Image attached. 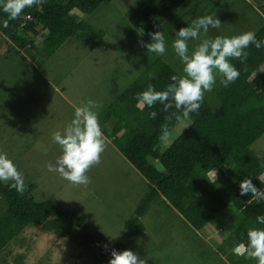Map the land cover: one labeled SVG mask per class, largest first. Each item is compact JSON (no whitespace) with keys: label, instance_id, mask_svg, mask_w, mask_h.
<instances>
[{"label":"rangeland","instance_id":"1","mask_svg":"<svg viewBox=\"0 0 264 264\" xmlns=\"http://www.w3.org/2000/svg\"><path fill=\"white\" fill-rule=\"evenodd\" d=\"M143 1L105 0L91 14L73 11L72 17L104 32L101 42L95 45L69 38L50 58L42 53L41 37L25 34L30 47L17 52V47L11 50L9 41L0 32V153L22 174V185L33 187L34 199L57 202L62 209L74 212L76 224L84 221L90 233L101 234L108 241H117L126 233L130 217L146 190V180L104 135L112 121L98 122L104 151L99 163L87 170L90 180L86 185L73 184L60 173L48 170V165H55L60 155L59 145L52 142L51 134L62 132L74 107L88 99L94 102L92 110L98 119L154 57L168 60L182 75V64L171 48L174 30L186 27L197 17L213 15L221 25L218 29L210 28L202 38L255 33L262 20L258 7L264 4V0H190L162 31L166 50L158 55L147 52L141 42H150V38H143L129 24L133 9ZM216 5L218 9L213 11ZM198 43L199 40H190L189 52ZM206 94L204 97L212 103ZM189 123L188 118L180 120L157 151L163 153ZM251 150L264 161V134ZM213 171L215 174H209L211 181L216 179V170ZM157 202L141 218L145 231L137 237L140 242L136 238L133 246L146 264H232L227 258L228 251L223 253L220 248L239 225L238 212L223 209L202 230L196 231L177 211ZM20 252L25 256L22 264L87 263V258L79 257L82 249L38 225L27 226L0 253V264L6 263L3 259L14 260Z\"/></svg>","mask_w":264,"mask_h":264},{"label":"trees","instance_id":"2","mask_svg":"<svg viewBox=\"0 0 264 264\" xmlns=\"http://www.w3.org/2000/svg\"><path fill=\"white\" fill-rule=\"evenodd\" d=\"M104 1L41 0L39 6L25 7L15 19L0 12V32L9 41L11 50L18 48L17 52L30 47L25 34L41 37V50L47 58L69 38L99 45L104 32L72 17L71 13L91 14ZM186 2L190 0H144L133 9L129 24L143 38H150L149 33L164 31ZM216 9L217 5L213 11ZM258 10L262 20L255 35L259 40L264 38V4ZM246 51L248 56L243 63L238 58H228L239 71L238 78L223 87L217 77L213 89L205 95L212 103L203 96L199 110L188 117V127L163 153L157 151L165 139L162 127L169 134L184 118L176 120L171 115L174 109L163 111L159 103L152 108L138 104V97L149 83L162 91L172 75H181L168 60L154 57L98 116L100 123L113 122L104 135L146 180V190L130 217L127 231L117 241L90 233L84 221L76 224L74 212L62 209L57 202L34 199L32 186L17 187L13 181H0V253L27 226L38 225L82 249L79 257L87 258L86 264H108L113 249L133 250L135 239L145 231L141 218L158 201L177 211L196 231L202 230L223 209L233 208L241 221L221 243L220 251H228L227 258L232 264H256L253 258L231 251L234 244L247 242L249 227L264 228V224L256 223V217L264 215V199H258L251 190L244 195L240 191L241 181L251 180L264 196V161L251 150L264 134V46L257 49L249 44ZM150 111L157 113L154 119L149 118ZM211 170H216L214 181L209 178ZM23 260L22 252L14 260L3 259L5 264H22Z\"/></svg>","mask_w":264,"mask_h":264},{"label":"clouds","instance_id":"3","mask_svg":"<svg viewBox=\"0 0 264 264\" xmlns=\"http://www.w3.org/2000/svg\"><path fill=\"white\" fill-rule=\"evenodd\" d=\"M41 0H0V12L6 13L8 19L17 18L25 7L33 4L39 6ZM220 20L213 15H204L192 20L186 27L174 30V39L171 48L182 64V75H172L170 83L164 90L157 91L149 83L147 88L139 93L138 104L152 108L159 103L163 111L174 109L171 113L176 120L187 119L190 113L199 110L204 93L213 89L217 77L223 87L234 82L239 71L228 58H238L242 63L246 60L249 44L259 49L264 46V38L257 39L252 31L242 32L233 36L216 35L202 38V34L209 29H218ZM150 42L142 43L149 53L163 55L166 50L165 36L162 31L149 33ZM199 40V43L189 52L188 42ZM95 107L91 99L74 107L72 118L66 123L62 132L55 131L51 140L59 145L60 155L55 165L49 164V171H56L67 181L73 184L86 185L89 183L87 170L99 163L100 154L104 151L102 133L99 127L97 114L92 109ZM157 113L150 111L149 118H155ZM167 119V118H166ZM168 135L167 129L162 127V138ZM215 174L211 170L209 173ZM11 180L19 187L23 183L22 174L16 169L11 160L0 153V181ZM251 190L258 199H264L251 180L241 181V195ZM257 224H264V215L256 217ZM117 238V237H116ZM247 242L233 245L231 251L235 255H246L255 260L256 264H264V228L249 227L246 231ZM115 239V238H114ZM137 238V243H139ZM108 264H146L132 249L118 251L113 249L110 253Z\"/></svg>","mask_w":264,"mask_h":264},{"label":"built area","instance_id":"4","mask_svg":"<svg viewBox=\"0 0 264 264\" xmlns=\"http://www.w3.org/2000/svg\"><path fill=\"white\" fill-rule=\"evenodd\" d=\"M25 18L28 19V18H30V17H29V16H26Z\"/></svg>","mask_w":264,"mask_h":264},{"label":"crops","instance_id":"5","mask_svg":"<svg viewBox=\"0 0 264 264\" xmlns=\"http://www.w3.org/2000/svg\"><path fill=\"white\" fill-rule=\"evenodd\" d=\"M103 136V135H102ZM263 178H264V175H263Z\"/></svg>","mask_w":264,"mask_h":264}]
</instances>
